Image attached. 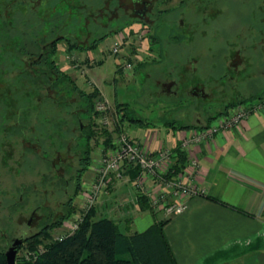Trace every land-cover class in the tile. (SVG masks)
<instances>
[{
    "label": "rangeland",
    "instance_id": "rangeland-1",
    "mask_svg": "<svg viewBox=\"0 0 264 264\" xmlns=\"http://www.w3.org/2000/svg\"><path fill=\"white\" fill-rule=\"evenodd\" d=\"M53 6L54 0H0V248L4 252L14 238H26L40 229L39 218L26 225L31 211L28 197L33 194L27 192V187L38 184L42 172L49 173L51 164L63 162L72 168L67 176L73 175L78 168L77 148L82 145L80 139L75 140L79 136L74 120L80 112L77 97L63 93L59 97L50 89L37 92L22 73L30 71L36 61V56H23L26 48L35 51L31 46L33 39L48 36L56 40L62 34L72 40L73 36L82 38L81 44L88 46L95 37L109 35L98 50L71 54L61 48L53 57L58 68L79 89L92 93V80L102 91L94 100V109L103 105L107 121L99 120L101 114L93 119L92 163L102 155L104 131L115 138L119 134L114 132L116 126L127 129L128 122L119 119L125 113L146 122L161 117V123L175 121L180 125L202 112H217L221 102L237 92L241 97L262 94L258 100L264 104V0H82L80 8L86 20L81 32L72 21L65 23L63 30L59 22L53 21L49 25L42 23L35 33L28 31L38 17H47ZM119 24L125 28L115 34L114 28ZM154 36L158 39L154 40ZM115 43L120 44L116 54L112 50ZM125 63L134 68L121 69L120 65ZM166 81L176 84L172 94L165 92ZM198 82L205 86V93L217 92L212 102L194 96ZM258 100L239 106L256 105ZM61 101L70 107H60ZM239 106L226 117L236 113ZM82 123L86 125L87 121ZM11 145L14 151L8 158L4 156L5 149ZM41 151L51 152L47 158L50 162L39 158ZM95 176L88 169L81 179V190ZM118 182L129 194L114 202L119 210H110L107 216L119 222L120 229L125 231V224L131 225L135 218V186L133 189L126 178L110 184L94 209L96 217L107 212L101 210L102 203ZM19 197L23 199L22 206ZM77 197L74 206L79 211ZM65 200L61 194L49 197L48 204L55 209L49 211L60 212L58 205ZM151 204L152 213L163 214V210ZM163 216L168 217L165 213ZM62 231L57 228L49 232L55 237ZM21 246L16 254L17 263H25L24 243Z\"/></svg>",
    "mask_w": 264,
    "mask_h": 264
},
{
    "label": "crops",
    "instance_id": "crops-1",
    "mask_svg": "<svg viewBox=\"0 0 264 264\" xmlns=\"http://www.w3.org/2000/svg\"><path fill=\"white\" fill-rule=\"evenodd\" d=\"M61 48L70 52L64 42L57 45V53ZM165 83H168L166 94H172L176 84L172 81ZM90 84L102 94L92 80ZM194 86V96L197 98L211 100L217 93L214 90L205 93V86L201 82ZM252 96L256 95L241 97L237 92L231 99L222 101L217 112H202L190 122L180 125L175 121L161 123V117H157L147 122L151 124L148 127L126 126L129 138L145 152H172L179 147L186 155L187 163L184 171L173 181L220 202L195 195L187 200L183 213L171 217L165 224L163 232L177 264H264V104L239 125L219 129L211 138H197L239 106L229 105ZM11 147L5 149L4 156L10 158L14 151ZM129 169L133 168H126L125 173ZM125 173L124 178L134 189L133 181ZM141 188L145 191L141 192ZM136 189L131 233L143 232L154 222L169 218H163L164 212L152 213V209L141 211L137 204L139 193L147 197L152 208L149 193L158 192L153 181L145 178L143 186ZM112 190L101 206V210L107 212L100 217L112 218L107 213L119 210L113 203L126 199L129 194L119 182L114 184Z\"/></svg>",
    "mask_w": 264,
    "mask_h": 264
},
{
    "label": "trees",
    "instance_id": "trees-1",
    "mask_svg": "<svg viewBox=\"0 0 264 264\" xmlns=\"http://www.w3.org/2000/svg\"><path fill=\"white\" fill-rule=\"evenodd\" d=\"M54 1H56V6L50 9L48 16L42 19L38 17L37 22H33L34 25H31L32 28L30 30L28 28V31L35 33L37 29L42 27V23L45 22L49 25L53 21L59 22V28H62L60 30H63L65 23L67 24L69 21H72V25L77 26L78 28L76 29L80 32L81 29H85L86 14L80 8L82 0ZM121 24L115 26V34L125 28L120 26ZM76 29H73V31H77ZM108 37V34L100 35L91 40L88 46H84L81 44L82 38L77 36H73V40L62 34L58 35L56 40L53 38L49 39L46 36L39 40L33 39L31 46L35 51L28 48L24 50L23 56H26L24 58L36 56V61L32 64L31 70H23L22 73L29 77L30 84L37 92L42 89H50L55 91L59 97L61 93L64 95L69 94V97H77V108H80V112L74 120L77 121V128L79 130L78 139L82 141L80 148H77L79 153V167L76 174L75 189L70 199L63 205L60 211L61 215L56 220L41 224L38 232L22 240L21 245L24 243L27 251H34L43 245L51 237L49 231L61 228L63 223L76 212L74 199L81 190V179L83 175L92 164V150L90 146V142L94 137L92 122L98 116V113L94 109V100L98 97L99 92L94 89L92 93H85L78 88L76 83L67 74L58 68L53 60V57L58 51L57 45L64 42L70 52L93 51ZM156 39L158 37L154 36V40ZM48 42L52 43L48 45ZM261 95L242 99L236 104L234 103L229 106L234 107L261 99L263 97ZM58 105L60 107L62 106V108L70 107L64 104L63 101L58 102ZM81 115H84L85 118H82ZM121 118V121L126 120L128 124L138 125L141 128L151 125L141 118L130 117L127 113L123 114ZM82 121H87V124L84 125ZM60 123V126L63 125V122ZM17 125L19 126V124ZM170 125L174 127L173 124ZM114 131L119 132V127H116ZM103 133L106 136L104 146L108 149L111 146L112 134L106 131ZM172 152L174 156L164 176L167 181H172L181 174L187 163V157L179 147L175 148ZM125 175L134 181L138 176V171L136 169H129ZM199 195L220 204V202L213 198L202 194ZM137 204L141 211L151 210L147 198L139 193L137 196ZM95 214V209L91 208L71 236L61 241H52L45 244L44 253L38 256L35 261L17 263L15 260V264H177L163 232L165 224L173 216L163 221L154 222L143 232L131 233L129 232L130 223L125 224V231H122L119 226L120 223L115 221L114 218L100 217L98 215L96 217ZM21 245L19 249L22 247ZM0 264H6L4 250L1 248Z\"/></svg>",
    "mask_w": 264,
    "mask_h": 264
},
{
    "label": "built area",
    "instance_id": "built-area-1",
    "mask_svg": "<svg viewBox=\"0 0 264 264\" xmlns=\"http://www.w3.org/2000/svg\"><path fill=\"white\" fill-rule=\"evenodd\" d=\"M119 47L120 44H114L112 50L115 54L118 53ZM120 67L125 71H130L134 68L129 63L122 64ZM258 103L252 106H239L240 108L236 113L230 114L229 117H223L216 125L201 132L197 138H211L219 129H228L239 125L250 114L261 109L262 101L258 100ZM105 109L103 105L98 106L96 109L98 114L103 115L99 118L101 121H107L104 115ZM117 133L119 134L111 140L110 148L106 149L103 145L101 157L89 167L90 171L92 170L96 173V176L85 189H82L78 193L79 211H76L63 223L60 228L63 229L62 234L55 237L50 234V239L34 251H27L25 249L23 257L25 262L35 261L38 256L44 253L45 244L52 241H61L71 236L77 230L86 213L99 203L108 186L115 181L124 179L125 169L128 167L138 171V176L132 183L137 189L143 186L145 178H149L158 187L157 193H149L150 200L151 203L153 202V205L157 206V210H163L168 217L183 213L187 208V200L201 194L197 190L186 187L179 182L173 180L167 181L165 179L164 176L174 156L173 152L169 150L157 153L145 152L137 142L129 138L125 130H121L119 127V132ZM154 194L158 195L154 198Z\"/></svg>",
    "mask_w": 264,
    "mask_h": 264
},
{
    "label": "flooded vegetation",
    "instance_id": "flooded-vegetation-1",
    "mask_svg": "<svg viewBox=\"0 0 264 264\" xmlns=\"http://www.w3.org/2000/svg\"><path fill=\"white\" fill-rule=\"evenodd\" d=\"M105 22H108L107 18ZM102 25L106 26L105 23ZM51 43L52 42H48L47 44L50 45ZM75 140H78V137H76ZM43 153L47 154L45 155L46 157L43 156ZM49 155H51V152L41 151L39 158H41V160L43 161L46 160L47 162H50V159H47L49 158ZM78 163H79V159H78ZM56 165L51 164V167L49 166L48 174H45L44 172H42L41 179L37 180L38 184H30L27 187L28 191L27 190L26 191L29 193H33V194H30L28 197L31 211L27 215L28 216L27 221H26L27 226H30L32 224V221L36 218H39L40 227H41V224H45L49 221L56 220L61 215V212H58L55 214L54 212L49 211L50 209L55 210L54 208H51L48 204L49 197L54 198V195H59V194L64 196L66 200L58 205L61 211L63 205L68 201V199H70L71 197L70 194H72L75 189L76 174H77L78 168L74 171L73 175L67 176V173L72 169L71 166L67 167V165L64 164L63 162L58 163L57 166ZM70 188H71V191L69 192ZM23 192H25V190ZM22 200H23L22 197H19L20 206H22L21 204ZM23 239L14 238L11 241V243H9L10 244L9 247L12 245L14 241H17V240L21 241L22 243Z\"/></svg>",
    "mask_w": 264,
    "mask_h": 264
},
{
    "label": "water",
    "instance_id": "water-1",
    "mask_svg": "<svg viewBox=\"0 0 264 264\" xmlns=\"http://www.w3.org/2000/svg\"><path fill=\"white\" fill-rule=\"evenodd\" d=\"M21 245V241L17 240L4 252L6 264H15L16 254Z\"/></svg>",
    "mask_w": 264,
    "mask_h": 264
}]
</instances>
